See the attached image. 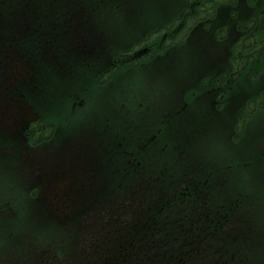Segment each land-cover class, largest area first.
Listing matches in <instances>:
<instances>
[{"label": "trees", "instance_id": "obj_1", "mask_svg": "<svg viewBox=\"0 0 264 264\" xmlns=\"http://www.w3.org/2000/svg\"><path fill=\"white\" fill-rule=\"evenodd\" d=\"M96 1L98 0H0L2 88L9 86L11 81L2 77L5 74V53L1 47L6 51L8 48H14L12 52L7 51L12 54V61L14 62V55L18 51L28 65L27 68H31V74L24 78L27 82L23 83V99L36 109L37 105L49 103L52 98L56 105L60 104L58 111L54 112V117H61L63 113L66 115L65 111L62 112L64 99L61 85L62 64L68 53V35L71 34L74 38L75 49L78 48L80 39L86 37V49L89 53L94 50V47L90 50L89 44L93 42L95 31L99 30V27L95 26L94 22L80 27L73 21L81 16L86 17V23L92 20L89 17L97 15ZM172 2L180 9L178 14L182 12L188 16V24L197 20L194 16L198 14L191 10L186 0H168L167 4L172 5ZM211 8V11L203 12L202 16L214 15L213 7ZM231 53L238 57L242 55L238 46L232 48ZM240 61L238 59V62ZM236 72L239 73L240 70ZM52 80L55 84L54 91L50 90ZM71 91L77 93L76 88ZM37 95H43L46 101H38L41 96ZM2 100L3 95H0V103ZM39 111L42 112L41 116L43 113L50 114L46 107L39 108ZM257 113L252 110L245 125L249 128V135L245 139L246 149L234 150L233 145L231 146L230 181H227L228 169L224 170V174L207 172L203 180L197 178L186 160V156L193 151H181L183 148L168 151L171 158L166 164L165 172L152 171L146 183H136L139 188L134 195L129 191L131 184H128L133 178L127 171L125 175H114L108 171L103 186L92 183L89 186L90 193L83 189L81 198L78 193L74 194L73 197L78 200L74 214L66 215L62 221L58 220L55 214L50 217L51 249L57 252L66 245L71 246L69 239L73 232L82 240L80 232L85 226L84 216L88 214L79 207H91L98 213L106 210L108 214L100 230L85 236L86 247L77 246L80 255V251L84 252L81 260L76 261L77 264H214L213 259L219 254L233 253L231 249L241 226L249 224L262 226L261 233L253 237L259 245L253 250L259 253L264 246L263 213H234L242 206H248L243 200L244 194L252 198L253 195L249 192L255 196L260 193L257 170L259 167L264 168V133L251 129V120ZM240 117L243 118L244 114ZM41 123H37L36 127ZM40 127L42 128L34 134H28L29 141L35 145L47 143L57 133L61 134L57 122L50 118V115L44 117ZM233 127L238 129L235 137L241 138V120L235 121ZM58 134L55 139L61 141ZM182 139L190 140L191 136H182ZM151 151L153 152L152 148ZM151 151L147 150L139 155L143 163H154ZM132 167L133 165H128V168ZM112 178L116 179L119 187L116 191L119 194L117 197L112 196ZM239 178L244 180L246 185ZM213 180H217L215 184ZM252 184L255 185V191L251 189ZM124 185L129 190H122ZM224 188L230 192L229 196H226ZM211 193L217 194L211 197ZM116 201L123 203L119 207L118 216L113 211V203ZM66 205L73 212V205H69L68 201ZM128 209L133 212L131 217ZM261 219L263 223L260 222Z\"/></svg>", "mask_w": 264, "mask_h": 264}, {"label": "flooded vegetation", "instance_id": "obj_2", "mask_svg": "<svg viewBox=\"0 0 264 264\" xmlns=\"http://www.w3.org/2000/svg\"><path fill=\"white\" fill-rule=\"evenodd\" d=\"M213 5L215 3L212 0H195L191 6L194 8L193 11L199 14ZM217 6L214 8L212 17L217 13ZM233 13H235L233 9H228L226 17L235 16ZM139 18H145V16H140ZM194 18L202 21L206 16L195 15ZM77 22L80 23L77 26H84V20ZM147 22L155 23L159 21L149 20ZM184 22L186 20L183 15L176 16L169 22L170 25L167 28L173 29L178 27L179 23ZM194 27L197 28L193 30L192 35L198 31L197 22L191 25V28ZM205 32L208 34V31ZM107 33V30L97 29L95 31L94 40L89 44L90 50L94 47L91 53L86 52V37L80 39L78 48L75 49L73 47L74 38L71 34L68 35L66 43L68 53L62 64L63 75L65 76L64 93L73 95L71 94L72 78H78L88 69L93 68L92 70L95 71L94 76H97L98 85L102 88L105 87L101 90L98 89L97 105L95 106L96 127L94 132L97 140L96 148L101 152L105 150L111 151L110 160L113 165L115 167H125L124 169H126L128 175L133 178L132 182L136 178L145 181L150 171V164L143 163L140 160L139 155L142 152L151 151L152 148L154 164L161 166L165 170L167 161H165L164 151L168 148L174 150L183 148L181 151H190L200 150L209 145L212 139L206 136V131L200 134L201 138L197 142V131L208 128L211 124H216L218 126L211 132L213 137L219 135L225 138L234 133L236 127L231 126L230 119L238 117L246 108L244 103L247 97L258 92L257 88L255 90L253 86H248L242 79L236 80V72L226 75V70L230 66V51L228 53L225 48L216 49L218 44L210 41L209 37L204 35L197 36L194 39V46L191 49H187L186 45L179 46L178 44L182 39L184 40V36H181L184 34L182 32H175L176 39L174 40L171 37V33L168 32H163L160 36L162 33L160 28L157 30H145L140 33V36L131 37L130 42L135 39L139 40V47L131 52L122 51L115 58L112 46L105 42ZM243 34H245V30L241 29L238 37ZM203 43H205L204 46ZM216 50L220 54L215 58ZM236 56L238 57V55ZM240 57L238 59L241 60ZM203 59L208 64L213 65L212 71L216 70L214 83L211 88L207 89H204L207 78H192L189 73L192 67L195 64H199L200 60ZM121 60L128 61V63L133 61L136 64L142 62L144 65L143 70L150 75L152 86L166 95L161 103H159L158 99H155L145 104V110L138 117L140 124L116 117L121 109H125V106H122L121 100L116 97V92L120 87L113 86L118 85L127 89L129 87L135 88L132 75L136 69L127 67L123 73L115 77L113 67ZM220 60L224 61L223 64L220 63ZM238 64L240 65L239 62ZM75 68L79 69L76 70ZM180 69L183 74L173 77L172 72ZM235 70L239 71L240 68ZM232 76L233 79L231 78ZM239 78L242 77L239 75ZM112 80L113 82L110 83ZM104 92L107 93L109 102L102 104L99 101V97ZM128 96L132 97L136 96V94L132 92ZM78 98L79 100H76L75 103L82 105L86 102L83 98ZM234 101L238 102L236 107L231 110V102ZM121 106L122 108H120ZM160 106L165 109L163 116ZM250 112H252L251 109ZM158 116L162 117L160 123L156 126L142 124ZM216 117H223V120L214 122ZM227 124L229 125L228 127ZM182 136H191V139L184 141ZM196 157L198 156H194V158ZM202 162V159L198 160V163ZM211 164L215 166L217 163L211 161ZM128 165H133V167L130 169ZM190 169L192 171L195 170L192 166H190ZM218 170L219 168L216 167V173ZM81 181L83 180L76 182ZM5 264H23L21 252L14 262L12 260L9 262L5 261Z\"/></svg>", "mask_w": 264, "mask_h": 264}, {"label": "rangeland", "instance_id": "obj_3", "mask_svg": "<svg viewBox=\"0 0 264 264\" xmlns=\"http://www.w3.org/2000/svg\"><path fill=\"white\" fill-rule=\"evenodd\" d=\"M229 0H224V3H228ZM112 6L109 10H102L100 13H107V12H114V14L118 15L120 18H124L132 13V10L129 6V3L127 0H112ZM162 4V1H155L151 4V7L149 8L150 11H157L160 9V6ZM261 18L264 19V12L262 11V14L259 13ZM169 23H159L155 22L151 25V30H157V29H166L169 31L175 32H182L184 33V40L182 39L181 42H178L179 45H183L185 41L187 40V37L189 36V33L192 32V28H188L186 23H179L178 27H175L173 29H168L167 26H169ZM264 25V23H263ZM105 28L112 26L111 34H107L106 41L109 43L113 48V55L116 58L122 51L131 52L133 49L139 47L138 39H135L127 46L123 45V37L125 35L126 29L122 28L123 23L116 22V19L109 18L108 21L103 25ZM248 28V26H246ZM219 32L224 34V31L222 27L219 29ZM163 34V32L160 34V36ZM259 35L264 36V32L259 33ZM258 35V36H259ZM221 36V35H220ZM227 36L233 37L235 40L236 32L235 28L233 26L230 27ZM256 36H248L245 38V45L247 47V53L246 55H242L241 61L238 64V57L236 55H231L230 58V66L226 70V75L229 73H232L235 69L241 67V71L243 73L242 81H245L246 84L249 85H257L259 87V91L251 94L247 97L245 100L244 105L246 104V108H250L253 110H256L259 113L264 112V38L263 40L259 39L251 43L252 39ZM257 38V37H256ZM234 40L231 41L232 46L234 43ZM261 40V41H260ZM260 41V42H258ZM259 44V45H258ZM256 45H258L256 48H254ZM14 49V48H13ZM12 48H8V52L13 51ZM221 57V56H220ZM216 58V55H215ZM175 60V59H174ZM173 60V61H174ZM204 63L206 60L203 61ZM224 61L220 60V63L223 64ZM19 66L23 68V76L24 75H30L31 70L26 69L25 67H28L27 64L21 59L18 61ZM23 64V65H22ZM25 64V65H24ZM127 67L130 69H136L132 75V80L135 83V88L129 87L127 89L126 87L115 85L113 87H120L116 94L117 98L121 100L122 106H125V109H121V111L116 116L117 118H123L126 120H129L131 122L140 124L138 121V117L140 114L145 110V104L150 100L158 99L159 103L163 101V99L166 97L162 92H160L156 87H153L150 81V75L148 72H145L143 70L144 65L143 63L136 64L134 62L128 61H119L115 67H113V71L115 73V77L118 74L123 73ZM204 67V66H203ZM201 67V68H203ZM199 71H203L200 70ZM138 70V71H137ZM198 70H195V67H192V69L189 71V73H194ZM19 72V71H18ZM216 73L215 71H210L209 76L207 77V82L205 83L204 89L211 88L214 83V75ZM183 74V71L176 70L172 72V76H180ZM20 77V76H19ZM114 77V78H115ZM220 78V77H219ZM228 78V77H226ZM114 80V79H113ZM113 80L110 82L112 83ZM105 88V87H104ZM100 85H98L97 81H91L89 86L87 87V90L83 93L82 98L88 102L89 104H92L94 106L97 105V93L98 89H104ZM134 92L136 96H128L130 93ZM117 100V99H116ZM12 101H5L0 103V115L2 117L0 118V125H2L4 122L6 124L7 121H13L14 118L10 116V106L12 105ZM26 101V100H24ZM17 102H20L19 100ZM116 105H118L115 101L112 100ZM238 101L231 102V110H233L236 107V103ZM18 105L21 107L23 112V117H31V114L34 115L32 118L36 119L38 115L37 109L31 108L29 109V106L23 103H18ZM40 104L38 105V107ZM122 106L120 108H122ZM160 111L162 116L165 113V109L160 106ZM68 114L64 116L54 117L50 116V118H54L55 122H57V126L60 130L61 134H58L61 141L56 140L55 137L50 138L47 143H38L36 145V149L30 151H27L24 153L23 158L27 159L31 155V168L28 167L23 170L19 171V175L25 176V177H35L36 181L39 182V184L42 186H45V191L47 194L45 195V198H47L48 202L51 204V207L55 209V211H59L60 216H63V211L65 207V202L63 200V197L61 196V193L68 183L70 186V189H72V184L70 179L64 181L63 177L60 175L62 173L67 174L70 173V170L81 168L82 166H86V164H89V171L86 174L89 178L94 179H101L104 180L106 177V170L108 167H113V163L110 160V156L112 154L111 151L105 150L104 152H101L99 150H95L94 147H92L94 150H91L88 153H85L83 155L84 162H82V159H77L73 162L71 165L67 164H59L55 165L56 155L58 153L62 152V145L68 143V144H74L79 142V138L82 134V130L80 129V126H74L80 116H75V113L72 114L73 109H68ZM203 112V111H200ZM44 117V115L42 114ZM162 116L154 117L149 121H145L142 124H151L156 126L160 123V119ZM69 120V121H68ZM218 120V121H217ZM223 120V117H216L214 122H221ZM68 121V123H66ZM43 123V122H42ZM41 123V124H42ZM41 124L37 128V131L40 130ZM264 125V122H263ZM262 125V126H263ZM74 126V127H73ZM218 125L214 124L208 128L202 129L197 131V142H199L201 136L200 134L205 132L207 133L206 136H209L211 139H213V136L211 132L217 127ZM229 125L227 124V127ZM258 126L257 123L253 125ZM254 132L259 133L258 129H253ZM261 131H264L261 129ZM62 135V136H61ZM86 139V138H85ZM59 142V143H58ZM225 139L224 137H221L216 144L219 153L214 154V157L212 160L222 162L223 160H227L230 162L232 151H230L228 154L226 153V144H224ZM242 148H245L244 146L239 145L238 142L234 145V150H241ZM206 149L212 150V148L207 147L205 149L199 150V151H205ZM246 149V148H245ZM68 151L67 153H69ZM97 154L100 156L101 159L98 158ZM67 155V154H66ZM65 155V156H66ZM78 156V155H77ZM77 156H73V159L77 158ZM33 158V159H31ZM27 160V161H28ZM26 161V162H27ZM64 170L60 174H56L55 169H63ZM114 168V167H113ZM126 170L122 169L120 172L114 170V175H118L119 173L125 175ZM258 179L260 181V193H257L256 196L249 192L251 195H253L252 198L247 197L246 194L243 195V200L248 203L247 207L242 206L239 210H237L234 213H250L252 211H255V213L260 214L263 213L264 216V168L259 167L258 170ZM4 182L7 184L10 181L9 177H2ZM240 180L245 184L244 180L240 178ZM37 184V183H36ZM35 182L33 184L30 183V186H35ZM246 185V184H245ZM41 186H38V188ZM247 189V186H246ZM251 189L253 191L256 190L255 185H251ZM125 191V189H123ZM14 192L13 195L10 194V192L5 189L3 191V194H0V250L3 248L11 247L13 250L16 249V244L18 242H15L12 240H9L10 243H8V240L4 238V235L6 236V226L7 230L9 231L11 227L15 224L14 222L10 221V218H8V214L11 211H15V215L13 217L14 221L20 226V224H24L26 227V232L23 234V241L28 244H32V246L40 245V248H43L46 244L49 243L48 248L42 250L41 258L42 260L46 262H41V264H50L48 262L49 256H50V211L48 213V220L45 221L44 219L38 218L37 219V226L36 228H33L35 225L34 222V216L35 213L32 211L31 208H28V210L24 207L25 205V198L29 200L28 189L26 192H24V196L18 195V190H11ZM51 191V193H50ZM257 192V191H256ZM42 195V194H41ZM73 202V201H72ZM123 203L120 201H116L113 203V211L116 216L119 214V207L122 206ZM47 204H43L42 209H46ZM39 209V210H42ZM10 211V212H9ZM84 213L88 214L87 216H84L85 223L88 221H91V217L94 220H97V228L100 230V225L104 224L105 217L108 214L106 210H103L101 212H97L94 208L88 207L85 209ZM132 211L130 212V217L132 216ZM233 213V214H234ZM33 217V218H32ZM64 217V216H63ZM60 219H63L60 217ZM3 221V222H2ZM262 222V219L261 221ZM6 223V226H5ZM94 223V221L89 222ZM263 223V222H262ZM262 229L261 225L258 224H249L246 226H241L240 231L238 233V236L236 237V240L234 242V245L231 249V252H233L230 255H224L219 254L217 258H214V264H264V246H262V250L258 253L257 250H253L257 248L259 245L256 243L253 239L255 234H258L260 230ZM95 231L94 228L87 229L86 232L81 231L83 233L82 236H88L87 232L92 234ZM32 235H37L32 236ZM17 236V234H15ZM29 236V238H28ZM67 240V239H66ZM72 244L76 243L75 238L71 239ZM72 253H70L67 256L75 257V255L78 256V259L81 260L83 257L84 252L80 251L81 255L79 254V248L76 246H73V249L71 250ZM253 253V254H250ZM47 254H49L48 257ZM73 254V255H72ZM66 256V258H67ZM1 257V256H0ZM188 258V256H186ZM65 264V263H63Z\"/></svg>", "mask_w": 264, "mask_h": 264}, {"label": "bare ground", "instance_id": "obj_4", "mask_svg": "<svg viewBox=\"0 0 264 264\" xmlns=\"http://www.w3.org/2000/svg\"><path fill=\"white\" fill-rule=\"evenodd\" d=\"M214 3H215V5H213L212 7H213V10H214V8L217 6V4H219L220 3V1L221 0H212ZM212 10V8L210 7V8H207L205 11H203V12H209V11H211ZM203 12H200V14H198V15H202V13ZM160 32H168V33H171V37L175 40L176 39V36H175V34L173 33V32H171V31H169V30H166V29H160ZM211 36H214V34L213 33H211ZM255 40L254 39H252V41H251V43H253ZM258 45H256L254 48H256ZM248 49H247V47H246V45H245V40L243 41V42H241L240 44H239V46H238V51H239V53H242V55H246V51H247ZM131 63L133 62V61H130ZM99 101H100V103H102V104H105V103H107V102H109V99H108V97H107V93L106 92H104V93H102V95H101V97H99ZM94 107V105H92V104H89V107L87 108V110H90V109H92ZM89 119H88V123L86 124V126L84 127V129H83V133L81 134V136H80V138H79V143L77 144V145H74V147L76 148V149H78V148H86V149H91L92 147L88 144V143H86L84 140H85V138L87 137V135H88V133H90V132H93V126H92V123H91V117H88Z\"/></svg>", "mask_w": 264, "mask_h": 264}]
</instances>
